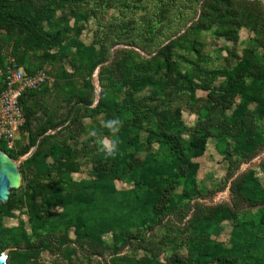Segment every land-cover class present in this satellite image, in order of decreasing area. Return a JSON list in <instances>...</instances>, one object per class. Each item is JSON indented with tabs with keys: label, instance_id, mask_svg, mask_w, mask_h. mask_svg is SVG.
Returning a JSON list of instances; mask_svg holds the SVG:
<instances>
[{
	"label": "rangeland",
	"instance_id": "obj_1",
	"mask_svg": "<svg viewBox=\"0 0 264 264\" xmlns=\"http://www.w3.org/2000/svg\"><path fill=\"white\" fill-rule=\"evenodd\" d=\"M121 3V0H28L19 10L25 15H30L41 6L49 4L51 17L46 24V30L63 32L61 43L53 49L36 47L28 40L27 35L17 29L0 31L1 55L6 65L12 58L13 48L22 44L28 62L37 69L43 68L48 72L49 81L46 85L27 98L26 123L29 131L33 133L47 126L49 122L58 124L46 132L49 135L46 144L54 148L55 155L44 157L42 160L47 168H52V172L47 176V186L57 196L64 197V200L73 198L81 185L96 178L95 166L99 163L117 166L114 184L118 192L134 188V181L129 180V170L126 167L128 155H125L131 151L121 143L119 134L126 128L128 136L141 132L139 136L143 140V135L155 126L154 122L157 120H151L145 116L146 113H137L132 117L131 112H127L131 101L135 106L141 104L140 108L146 104H157L162 109L167 107V104L172 115L168 113V119L182 121L192 129L200 118V112L206 114V109L225 106L227 97H234L236 102L242 100L241 96L233 91L227 94V90L231 84L229 73L242 59L246 48L256 50L262 56L252 66L251 72L243 75L244 81L249 84L251 76H264L262 1L233 0L234 8L242 14L246 13V25L240 27L237 35L224 31L223 28L201 29L198 25L193 27L192 24L199 19L198 13L196 18L180 31L171 34L166 32L168 38L157 48L155 45L150 46L152 49H142L118 44L112 46L111 53L103 58L102 48L94 40L95 33L100 28L98 18L102 23L108 24L112 16L122 14L119 9ZM136 5L140 3H135V7L130 8L127 14L134 11L137 17L143 15L145 9H139ZM168 44H171L169 56L160 54L161 49ZM120 49L125 50L116 53V50ZM90 51L97 53L93 55L95 59L90 56ZM123 54H127L138 64H150V75L153 76L151 85L142 91L131 89L128 82L135 80L137 76L135 73L129 74L126 81V60L122 59ZM98 60L102 62L98 64ZM3 73L0 67V82ZM165 79L171 83L170 89L163 86ZM246 92L248 96L254 95L251 89ZM259 98L264 101V90ZM257 102L250 104L249 109H256ZM98 105H101L100 109L91 110ZM112 118L121 121L115 137L118 140V151L115 156L106 157L100 151L99 140L112 137L109 130L102 127L106 120ZM260 124L264 132V117ZM28 129H25L21 141L13 150L19 152L28 144ZM93 131H96V136L92 135ZM152 146L154 164H169V158L160 144L154 142ZM226 147L228 148L226 142L217 137H210L201 156L186 160L183 167L186 173L192 168H198L195 176L198 191L190 199L181 202L179 195L182 193V185L173 190L170 197H174L178 207L166 209L163 218L156 225L147 226L142 233L134 230L127 233V227L124 226L125 229L117 234L112 229H106L109 226L97 233L101 228L99 226L90 236L85 235L86 237L78 235L75 227H71L68 233L63 229L52 232L49 228H42V219L49 221L55 214L65 210L61 204L50 206L49 199L42 203L41 194L36 190L33 191L38 204L36 209L19 201L23 192L32 191L28 183L35 178L38 168L41 167L39 160V163H33L28 170H23L21 186L11 190L8 201L2 203L5 206L0 208V253L8 254V264H144L152 258V252L155 251L162 262L177 255L197 264H219L217 254L212 250L206 263H199V239L194 237L196 233H199V237L203 236L204 231L200 232L201 229L197 227L202 212H207L212 207L224 208L227 212L235 213L236 220L249 228L254 227L253 223L258 221L260 209L261 214L264 213V202L261 201L264 195L259 194L264 192V143L251 155L238 159L237 156L228 158ZM31 149L14 159L20 167ZM67 150L70 151L72 162L79 171L60 170L57 167L59 159L68 156ZM132 153L137 165L144 161L147 155L137 148ZM150 164L152 162L138 166L142 178H145L147 172L153 171L154 174ZM155 173L157 174V171ZM256 186L259 189L254 193L253 188ZM100 214H110L108 207H101L88 215L92 222H95ZM236 220L223 221L222 227L225 231H221L219 236L211 233L206 248H210L215 241L229 248L230 231L233 230ZM125 225L130 226L126 223ZM251 254V251L246 252L247 260L240 258L237 264H256L249 263V260H252ZM257 254H261V251L255 250L252 255Z\"/></svg>",
	"mask_w": 264,
	"mask_h": 264
},
{
	"label": "trees",
	"instance_id": "obj_2",
	"mask_svg": "<svg viewBox=\"0 0 264 264\" xmlns=\"http://www.w3.org/2000/svg\"><path fill=\"white\" fill-rule=\"evenodd\" d=\"M27 1L0 0V31L17 29L27 35L28 40L33 42L36 47L45 46L48 49L57 47L63 39V32H59V30L48 32L46 30V24L51 17L49 4L41 6L30 15H25L19 10ZM121 1L122 6L119 9L122 14L120 16H112L108 24L102 23L100 18H98L100 28L95 33L94 40L102 48L103 58L111 53L110 49L112 46L118 44L131 47L137 46L142 49H152L150 46L155 45L157 48L162 41L168 38L165 34L166 32L171 34L172 32L180 31V29L194 20L198 13L200 15L199 19L194 25L192 24L193 27L198 25L201 29L209 27L223 28L224 31H231L232 34L235 33L237 35L236 32H238L240 27L246 25V13L243 12L242 14V12L236 10L233 0ZM261 1L264 5V0H255V2ZM135 3H140V5H136L139 9H145L143 15L137 17L134 11L131 14H127V11L130 8L132 9ZM257 23L258 21L256 20ZM21 45L17 44L16 48H13L11 52V56L15 59L17 66L22 67L30 75L36 74L40 70L46 71L43 68L37 69L31 62H28L26 50ZM170 49L171 44H168L161 49L160 54L169 56ZM123 50L125 49L116 50V53ZM94 52L90 51L89 54L95 59L93 55L97 53ZM261 56L256 50L249 48L244 50L242 59L229 73L231 84L227 90V94H231L233 91L236 95H240L242 100L236 102L233 96V98L227 97L226 99L228 100L225 106L221 105L218 109L216 107L206 109L208 112L206 114H201L200 112V118H198L192 129L182 121L175 122L174 118L172 120L171 118L168 119L170 109L167 104V107H162V109L157 104H146L140 108L141 104L135 106L132 101L130 102L127 112H131L132 117L136 116L137 113L142 115L146 113L145 116L150 117L151 120L156 119L157 122H154L155 126L149 128L146 132L147 134L143 135V140L139 136L141 132L128 136L126 128H123L124 130L122 129L119 134L121 143L125 144L127 150L131 151L130 154H125L128 155L126 167L129 170V180L134 181L135 189L133 188L126 192H118L115 188L114 179L117 177V166L99 163L95 166L96 178L81 185L73 198L70 197L71 199L64 200V197L61 198L54 194L46 183L47 176L52 172V168H47L42 158L55 155L54 148L46 144L49 140V135L46 132L54 129L58 124L49 122L47 126L41 127L33 133V131H29L25 121L20 128L15 148L21 141L25 129L29 131L28 144L19 152L18 150L8 149L4 141L0 140V148L6 151L13 159H17L31 148L37 146L35 152L23 162L20 171L23 173L25 168L28 170L33 163H39V160H41L42 164L38 168L35 178L28 183L32 191L23 192L19 201L36 209L38 204H36V196L33 192L36 190V192L41 194L42 203L49 199L50 202L48 203L50 206L52 204H54L52 206L61 204V207L65 210L64 212L55 214V217L49 221L43 219L40 221L42 228H49L52 232L63 229L65 233H68L71 227H75L78 235L81 234L86 237L85 235L90 236L92 231L94 232L99 226L101 228L97 233L104 231L105 226H109L106 229H112L117 234L118 231L125 229V227H127V233L131 230L142 233L147 226L156 225L163 218L166 209L170 210L178 207L174 197L172 195L170 197L173 190L182 185V193L179 195V201L181 202L190 199L198 191L195 178L198 168H192L186 173L183 167L186 160L191 157H199L204 153L208 138L217 137L221 141L226 142L228 148H225V153L230 159L236 156L238 159V157L251 155L252 152L263 145L264 132L261 130L260 120L264 117V101L260 100L259 95L264 90V76H251L249 84L243 79V75L251 72L252 66L257 60L261 59ZM51 57H54V55H51ZM122 59L126 60V68L124 70L126 81H128L129 74L135 73L137 76L135 80L128 82L133 91H142L151 85L153 76L150 75L151 66L148 62L138 64L127 54H123ZM97 62L100 64L102 61L98 60ZM0 65L4 71L0 82L1 92L5 87V73L9 65V62L7 65L4 63V57L1 55V45ZM167 79L163 81V86L170 89L171 83ZM48 81L49 79L40 88L44 87ZM159 86L160 88L162 87V85ZM247 89L254 91L252 97L246 95ZM36 90L38 89L26 91L20 99L26 120L27 98L33 96V92ZM256 101H258L257 108L249 109V105ZM100 108L101 105H98L97 108L91 110L97 111ZM125 130L126 132H123ZM154 142L159 143L161 149L166 152L169 164L165 163L157 166L154 164L153 160L155 158L152 146ZM135 148L147 153L146 158L144 161L139 162V165L152 162L150 168L154 169L155 172L157 171V174L155 172L153 174V171H150L147 172L145 178H142L138 169L139 165L133 158L134 153L132 152ZM67 151L68 156L60 158L57 167L60 170L79 171V168L72 162L70 151ZM253 189V192L256 193L259 188L256 186ZM259 194L264 195V192ZM261 201L264 202V196H262ZM161 202L162 204H160ZM4 206L2 204L0 208L3 209ZM104 206L108 207L110 214H100L95 222H92L88 214L94 213ZM225 210L221 207H212L207 212H202L203 214L198 218L197 227L201 229L200 232L204 231L203 236L199 237V233H196L194 237L199 239L201 251L199 263H206V260L210 257L211 250L217 254L219 264H237L240 258L247 260L245 259L246 252L251 251L253 254L255 250H259L261 254H257V256L251 254L252 260H249V263L264 264V213L261 214L262 209H260L258 221L253 223L255 228H249L243 222H238L235 213ZM230 219L236 220L233 230L230 231L231 246L227 248L222 243L215 241L210 248H206L210 234L213 233V235L219 236L221 231H225L222 227L223 221ZM125 223L130 224V226L125 225ZM208 229L209 232H207ZM151 256L152 258L144 264H197L177 255L167 258L166 262H162L158 258L157 251L152 252Z\"/></svg>",
	"mask_w": 264,
	"mask_h": 264
},
{
	"label": "built area",
	"instance_id": "obj_3",
	"mask_svg": "<svg viewBox=\"0 0 264 264\" xmlns=\"http://www.w3.org/2000/svg\"><path fill=\"white\" fill-rule=\"evenodd\" d=\"M49 79L44 70L30 75L10 58L5 73V87L0 92V140L8 149H14L20 128L26 121L22 95L28 90L39 89Z\"/></svg>",
	"mask_w": 264,
	"mask_h": 264
},
{
	"label": "water",
	"instance_id": "obj_4",
	"mask_svg": "<svg viewBox=\"0 0 264 264\" xmlns=\"http://www.w3.org/2000/svg\"><path fill=\"white\" fill-rule=\"evenodd\" d=\"M37 146L25 156V159L30 157ZM22 184V174L20 165L6 151L0 148V206L8 201L11 190L19 188ZM6 259L0 260V264H8V254L1 252Z\"/></svg>",
	"mask_w": 264,
	"mask_h": 264
},
{
	"label": "clouds",
	"instance_id": "obj_5",
	"mask_svg": "<svg viewBox=\"0 0 264 264\" xmlns=\"http://www.w3.org/2000/svg\"><path fill=\"white\" fill-rule=\"evenodd\" d=\"M121 125V121L118 118H112L106 120L102 127L107 128L112 134L111 138H101L99 140L100 151L105 154L106 157H113L118 151V140L115 138ZM93 136H96V131L92 132ZM6 259L5 255L0 254V260Z\"/></svg>",
	"mask_w": 264,
	"mask_h": 264
}]
</instances>
